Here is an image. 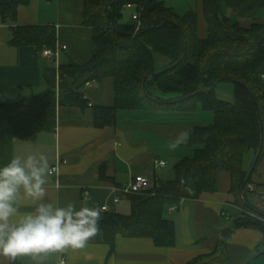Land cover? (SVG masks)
<instances>
[{
    "label": "trees",
    "instance_id": "trees-1",
    "mask_svg": "<svg viewBox=\"0 0 264 264\" xmlns=\"http://www.w3.org/2000/svg\"><path fill=\"white\" fill-rule=\"evenodd\" d=\"M30 0H0V15L11 26L10 44L56 47L53 24H17L18 8ZM200 9L179 13L165 0H84L83 22L93 28L92 55L61 63L60 92L48 87L13 101L0 102V124L11 126L18 138L33 139L53 129L59 104L86 105L81 92L83 77L115 80V104L95 109V122H115L119 108L191 109L199 101L214 111L211 123L191 130L185 145L191 153L174 165L175 177L156 181L145 192L129 194L130 213L102 210L99 228L114 250L118 233L147 236L160 246L175 243L176 227L166 208L183 198H196L217 189L221 170L231 174V190L243 207L232 227H253L264 233V212L247 203L245 192L251 173L244 155L256 152V165L264 158V0H199ZM134 4L140 19L123 20V9ZM230 7L236 17L225 11ZM252 17L242 25L237 17ZM201 23L204 31L201 33ZM168 58L159 68L157 56ZM84 80V81H85ZM221 80L235 83V98L216 93ZM158 88L170 96L157 94ZM101 175L106 178L101 167ZM186 264H228L227 241Z\"/></svg>",
    "mask_w": 264,
    "mask_h": 264
},
{
    "label": "crops",
    "instance_id": "crops-1",
    "mask_svg": "<svg viewBox=\"0 0 264 264\" xmlns=\"http://www.w3.org/2000/svg\"><path fill=\"white\" fill-rule=\"evenodd\" d=\"M126 6L138 10L134 4ZM83 9L84 0H30L19 5L17 24L55 26L57 43L67 47H60L52 55L45 54L36 44H10L12 24L4 22L0 15V102L13 101L48 87L59 94L60 64L87 58L93 52V28L83 22ZM225 11L236 17L230 7L225 6ZM237 18L244 26L254 21L247 16ZM259 20L264 21V12ZM84 80L83 77L75 86L83 83L81 92L86 105L59 104L53 129L42 130L33 139H22L15 136L9 124H0V167L16 156L43 154L51 167L57 166V172L46 185L50 199L59 198L61 205L72 201L78 208L100 206L104 210L109 206L127 214L131 211V200L124 195L114 201L116 188L127 185L137 174L149 176L152 185L171 179L173 175L167 163L171 161L175 165L192 151L185 144L172 150L169 144L181 131L211 123L214 111L204 108L200 101L191 109L119 108L114 123L98 126L95 109L115 104V80L113 76H105L99 82ZM255 157L253 150L244 155V168L251 173L249 183L253 186H247L245 199L264 212V158L254 165ZM156 159L166 160V164L156 166ZM101 167L106 178L101 175ZM57 184L62 187L58 189ZM242 210L231 190L230 171L221 170L215 191L183 198L166 208V215L174 220L176 227L173 245L160 246L151 237L118 233L115 248L110 251V244L103 239L99 228L100 233L85 249L64 257L65 264H186L198 255L213 251L221 239L227 241L228 264H264L263 231L232 227L234 217ZM226 226H231L232 231L223 236ZM57 263L55 255L48 260V264ZM0 264L9 262L0 257ZM16 264L32 262L29 258H19Z\"/></svg>",
    "mask_w": 264,
    "mask_h": 264
},
{
    "label": "clouds",
    "instance_id": "clouds-1",
    "mask_svg": "<svg viewBox=\"0 0 264 264\" xmlns=\"http://www.w3.org/2000/svg\"><path fill=\"white\" fill-rule=\"evenodd\" d=\"M191 131H181L170 149L186 144ZM56 172L43 154L16 156L0 167V257L9 264L19 258L48 264L53 255L65 264L69 252L85 249L100 233V206L78 208L75 202L61 205L59 198H49L46 185Z\"/></svg>",
    "mask_w": 264,
    "mask_h": 264
},
{
    "label": "rangeland",
    "instance_id": "rangeland-1",
    "mask_svg": "<svg viewBox=\"0 0 264 264\" xmlns=\"http://www.w3.org/2000/svg\"><path fill=\"white\" fill-rule=\"evenodd\" d=\"M165 2L168 5L173 6L179 13L183 14L188 9H194L199 10L200 9V2L199 0H165ZM138 12V10L135 9L134 6L132 7H125L123 9V20L125 22H134L136 19L133 17L134 13ZM201 33L204 31V25L201 23ZM168 62V58L163 55L157 56V64L158 67L161 68L166 65ZM216 93L219 97L227 100H234L235 98V83L232 80H221L216 84L215 87ZM157 94H161L162 96H170L171 93H163L158 88L155 89ZM167 166L170 167L171 175H173L171 178L175 177L174 174V163L168 162ZM170 175V176H171Z\"/></svg>",
    "mask_w": 264,
    "mask_h": 264
},
{
    "label": "built area",
    "instance_id": "built-area-1",
    "mask_svg": "<svg viewBox=\"0 0 264 264\" xmlns=\"http://www.w3.org/2000/svg\"><path fill=\"white\" fill-rule=\"evenodd\" d=\"M133 17L139 21L140 19L139 12L134 13ZM60 47L66 48L67 45L66 44L61 45V44L56 43L55 48H52L50 46H44L43 51L45 54L52 55V54L57 53ZM165 164H166V160H163V159L155 160L156 166H164ZM53 167L57 169V166H53ZM247 186L249 188H253L251 183H249ZM150 187H152V182L149 176L145 174L134 175L127 185L119 186L116 188L117 193L114 196V201H119L120 198L124 195L145 192ZM105 209H110V207L106 206Z\"/></svg>",
    "mask_w": 264,
    "mask_h": 264
},
{
    "label": "water",
    "instance_id": "water-1",
    "mask_svg": "<svg viewBox=\"0 0 264 264\" xmlns=\"http://www.w3.org/2000/svg\"><path fill=\"white\" fill-rule=\"evenodd\" d=\"M231 231H232V227H231V226H226V227L222 230V234H223V236H227Z\"/></svg>",
    "mask_w": 264,
    "mask_h": 264
},
{
    "label": "bare ground",
    "instance_id": "bare-ground-1",
    "mask_svg": "<svg viewBox=\"0 0 264 264\" xmlns=\"http://www.w3.org/2000/svg\"><path fill=\"white\" fill-rule=\"evenodd\" d=\"M225 214H226V213H225ZM225 214H224V215H225ZM225 216H226V215H225Z\"/></svg>",
    "mask_w": 264,
    "mask_h": 264
}]
</instances>
